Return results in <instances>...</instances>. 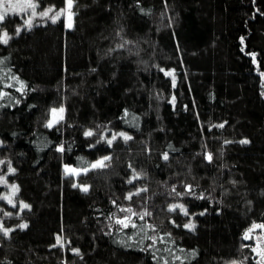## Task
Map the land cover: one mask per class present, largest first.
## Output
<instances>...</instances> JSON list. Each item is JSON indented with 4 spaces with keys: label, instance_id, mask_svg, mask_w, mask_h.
Segmentation results:
<instances>
[{
    "label": "trees",
    "instance_id": "trees-1",
    "mask_svg": "<svg viewBox=\"0 0 264 264\" xmlns=\"http://www.w3.org/2000/svg\"><path fill=\"white\" fill-rule=\"evenodd\" d=\"M36 3L40 11L65 7V0ZM72 12V28L64 16L56 23L37 18L19 35V15L0 25L12 37L0 43V91L11 97L0 99V176L7 181L0 196L19 187L16 207L0 199V223L14 229L0 232V264H163L154 257L256 264L259 256L242 247L254 242L242 236L253 222L264 223V0H74ZM61 107L64 120L45 127L50 110ZM90 129L97 135L85 137ZM112 132L133 139L89 148ZM107 155L106 169L64 175L65 164L81 167L78 158L90 163ZM132 169L141 178L128 184ZM183 185L205 199L170 194ZM138 188L147 192L125 199ZM172 204L189 215L170 212ZM128 207L152 213L133 217L138 225L171 236L156 248L140 237L128 240L131 247L121 244L136 232L118 231L114 222ZM22 223L28 227L21 230ZM57 236L63 247H53Z\"/></svg>",
    "mask_w": 264,
    "mask_h": 264
},
{
    "label": "snow or ice",
    "instance_id": "snow-or-ice-1",
    "mask_svg": "<svg viewBox=\"0 0 264 264\" xmlns=\"http://www.w3.org/2000/svg\"><path fill=\"white\" fill-rule=\"evenodd\" d=\"M167 0H165V3ZM8 7H5L4 0H0V25H2L5 22V19L9 15H19L22 19V25L18 26L15 29L16 35H19L23 30H31L33 27V20L39 15V17L44 18L47 17L49 20H51L52 23H56L57 20L60 19L61 16H64L66 18V26L68 28L73 27L72 23V17L74 13L72 12L74 0H65V7L60 9V10H55V7H49L46 8L45 10L40 11L37 13L36 9L39 7L38 3L34 2V0H23V2H20V0H17L16 3H13L12 0H7ZM54 13V14H51ZM24 14L27 15V18H24ZM12 37L9 36L8 32L6 30L0 31V43L7 44L9 40ZM243 41V38H241ZM120 47H123V45H120ZM253 57V60H255L256 54L255 53H248ZM2 63V62H0ZM161 71H164L161 69ZM165 75L172 77V82L173 86H175V76L173 72L171 71H166ZM261 75L264 76V72H261ZM12 79H18L16 77H12ZM9 87L11 85H8ZM25 85L21 83V87L18 89L21 93L24 92ZM5 96H9L8 93L0 91V99H3ZM11 99V97L9 96ZM174 99V98H173ZM16 103H20L19 100H16ZM65 112V109L63 107L56 109L53 108L50 110L51 113V118L48 120L47 124L45 127L47 128H53L59 125L63 120H64V115L63 113ZM129 114L127 110H125L124 116L122 119L127 120ZM136 120V117H132V120H129L128 122L131 124L132 121ZM214 127H219L223 128L224 124H219V125H214ZM59 131V128H57ZM85 137H93L96 136V132L93 130H87L83 133ZM117 139L122 140L123 142L127 143L128 141L132 140L133 137L128 135L126 132H119L115 133L112 132L110 133V138H109V133H102L98 136L96 139V142L93 144H89V148H95L97 144L104 143L107 144L109 147L112 146L113 142L116 141ZM2 143V142H0ZM225 143H231V141H225ZM240 143L245 144L248 143L247 140H241ZM171 147V146H170ZM56 150L60 153H63L65 151V147L63 144H60L57 146ZM68 151H71V146H69ZM204 158L211 162L213 160V155L212 153H205ZM81 162V167H72L70 165L65 164L64 165V175L67 177H72V178H77L81 175H87L90 171H98V170H103L111 166V160L112 157L110 155L100 157L96 159L94 162H88L84 160L83 157L78 158ZM162 159L167 161L169 159V155L167 152H164L162 154ZM4 161H0V164H3ZM131 168V165H129ZM11 172H15V169L10 168L9 169ZM133 171V176L127 181L128 184H133L135 180H138L141 178L140 173H137L135 169H132ZM0 183H7V181L0 176ZM12 189L13 195L19 191V187L17 185H10L9 186ZM72 187L74 188H79L81 191L87 193L89 191L88 185H83V184H78V183H73ZM184 191L183 192H177L175 186L171 189V193L175 196H196L195 191L192 187V185H183ZM142 192H147V188H138L135 192H130L125 196V199L127 200H132L134 196L139 197ZM197 199H205L203 195L196 196ZM0 199L7 200V203L11 204L13 207H16V204L14 203L13 199L11 196H0ZM112 203L115 205L116 201L113 200ZM21 208L22 209H30L31 205L24 203L23 201L20 202ZM179 209V211L185 215L188 216V210L183 204H172L169 205V211L170 212H175ZM122 213H127L124 215L122 218H115V224L120 225L121 227L118 229V231H123L124 229L127 228H132L136 229V232L134 233L133 236H129L127 240H121L120 243L131 247L132 245L128 243V240H133L135 237H140V242L143 240H150L152 243L149 245L150 248H156L157 242L159 243H165L166 237H170L171 234L168 233L166 235H159L157 233L156 226L154 224H149V223H142V224H137L133 217L139 219L140 221H144L145 217L151 216L152 213L148 211H143V212H135L131 207L128 208H119L118 209ZM204 213L201 212L200 215H203ZM5 216H11L12 213L5 212L3 213ZM115 214L113 216H110L108 219L112 220L114 218ZM173 224H175V221H172ZM18 227L23 230L28 227L27 224L22 223L19 224ZM179 227V225H177ZM184 228L189 229L194 231L195 230V225L192 223H187L183 225ZM260 230L259 235H254L256 230ZM151 230L153 235H148V231ZM14 231V229L11 228H6L3 226L2 223H0V232H2L5 236H9L10 233ZM109 235H111V232H109ZM242 240L248 241V240H254L255 241V246L249 245V244H244L242 247H247L250 248L252 252L256 253L257 256H259V260L256 261V264H264V247H261V243L264 242V223H255L253 222L252 225L244 232L242 236ZM64 246V242L60 236H57L56 238V244L53 245V247ZM147 250V249H144ZM73 252L79 255V249H72ZM156 251H160V249H156ZM165 252H169L171 254V249L170 248H165ZM192 255H195L193 252ZM174 260H179V256H172ZM154 259H157L158 261H163V264H168V259L165 257H154ZM247 259V257H245ZM232 264H238V262L233 261Z\"/></svg>",
    "mask_w": 264,
    "mask_h": 264
},
{
    "label": "rangeland",
    "instance_id": "rangeland-1",
    "mask_svg": "<svg viewBox=\"0 0 264 264\" xmlns=\"http://www.w3.org/2000/svg\"><path fill=\"white\" fill-rule=\"evenodd\" d=\"M13 3H16L17 0H12ZM20 2H23V0H20ZM34 2H36V0H34ZM4 3H5V7H8V3H7V0H4ZM37 13L40 12V9L37 8L36 9ZM26 18H27V15H26ZM37 18H41L39 17V15H37V17L33 20V22L37 19ZM73 23V21H72ZM5 196H11V198L13 197V193H12V189L9 187V190H7V193L5 194ZM260 234V230L257 229L256 232L254 233V235H259ZM254 242V246H255V241L252 240ZM261 247H264V242L261 243Z\"/></svg>",
    "mask_w": 264,
    "mask_h": 264
}]
</instances>
